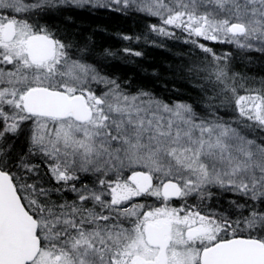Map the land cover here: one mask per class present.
<instances>
[{
	"label": "snow or ice",
	"instance_id": "6c2138e0",
	"mask_svg": "<svg viewBox=\"0 0 264 264\" xmlns=\"http://www.w3.org/2000/svg\"><path fill=\"white\" fill-rule=\"evenodd\" d=\"M99 10L183 39L194 95L109 71L70 23ZM256 59L264 0H0V264H264Z\"/></svg>",
	"mask_w": 264,
	"mask_h": 264
},
{
	"label": "trees",
	"instance_id": "16d2710c",
	"mask_svg": "<svg viewBox=\"0 0 264 264\" xmlns=\"http://www.w3.org/2000/svg\"><path fill=\"white\" fill-rule=\"evenodd\" d=\"M57 23L59 22L57 21ZM70 23L71 27L79 33L80 38L90 39L95 52L99 53L104 49H111L118 53L116 58L111 59L114 62L109 65L108 70L116 76H120L121 79L129 81L134 87H145L162 98H172L173 100L177 98V94L170 88H179L180 94H183V91L190 92L188 85L177 80L169 70L170 65L180 62L181 55L187 56L189 53L190 46L184 44L183 41L170 39L168 41L169 48L164 49L149 42L148 45L144 44L142 38L143 56L139 58L127 57L121 53V49L125 47L133 49L135 47L133 41L120 39L121 35H140L141 37L148 35V37H152L143 27L145 24L142 17L134 21L132 17H121L106 13V10H99L90 14L80 12L73 17ZM152 23H156L153 18L150 24ZM177 34L179 35V33ZM217 50L223 52L227 50V47L217 46ZM240 69L239 67V71H241ZM252 70H254L255 75L264 76V62L256 59ZM169 92L172 94L171 97Z\"/></svg>",
	"mask_w": 264,
	"mask_h": 264
},
{
	"label": "rangeland",
	"instance_id": "374dc122",
	"mask_svg": "<svg viewBox=\"0 0 264 264\" xmlns=\"http://www.w3.org/2000/svg\"><path fill=\"white\" fill-rule=\"evenodd\" d=\"M106 13H110V14H113V15H119V16H121V17H132V20H134V21H136V20H138V19H141V17H142V20H143V22H144V24H145V26H143L145 29H146V32H147V25L148 24H150L151 23V19L152 18H145L143 15H141V14H128V15H123V14H115V13H112L111 11H108V10H106ZM153 19H155L156 20V18H153ZM156 22H157V20H156ZM179 33V32H178ZM152 35V37H148V39H149V43H152V44H154L155 46L156 45H160L162 48H164V49H168L169 48V43H168V41L170 40V39H164V38H158V37H156L154 34H151ZM140 36V35H139ZM148 36V35H147ZM152 41H154L155 43H153ZM180 41H183V39H181ZM132 43H134L135 44V47H134V49L135 50H139V51H142V52H144L143 50H142V47H143V40L141 39V40H139V41H136V40H133V42ZM149 43H145L144 42V44H149ZM181 56H183V55H181ZM137 58H139V57H137ZM114 61H108V65H110V64H112ZM255 64V63H254ZM252 66H253V64L252 65H249L248 66V68H241L240 70H242V71H246V72H248V74L250 75V76H255L257 79H259L261 76H257V75H255L254 74V70H252ZM249 69H251L250 71H249ZM254 69V68H253ZM237 70L239 71V67L237 68ZM118 77H120V76H118ZM177 79V78H176ZM177 80H179V79H177ZM166 87V86H165ZM166 89H167V87H166ZM170 90H174V88H170ZM178 90H180L179 88H178ZM162 93V92H161ZM186 93V91H183V94H185ZM162 94H164V93H162ZM168 94H170L169 96L171 97L172 96V94L169 92ZM187 95L189 94H191V95H194V93H192L191 91L190 92H188V93H186ZM243 94V93H242ZM166 95V94H165ZM172 99V98H171Z\"/></svg>",
	"mask_w": 264,
	"mask_h": 264
},
{
	"label": "flooded vegetation",
	"instance_id": "af4514ba",
	"mask_svg": "<svg viewBox=\"0 0 264 264\" xmlns=\"http://www.w3.org/2000/svg\"><path fill=\"white\" fill-rule=\"evenodd\" d=\"M217 46H219V47H226V46H223V45H217Z\"/></svg>",
	"mask_w": 264,
	"mask_h": 264
}]
</instances>
